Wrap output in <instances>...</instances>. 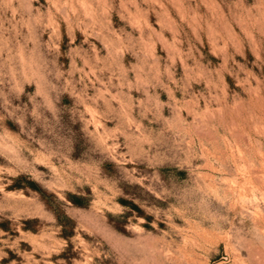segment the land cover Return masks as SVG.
Here are the masks:
<instances>
[{"label": "rangeland", "instance_id": "374dc122", "mask_svg": "<svg viewBox=\"0 0 264 264\" xmlns=\"http://www.w3.org/2000/svg\"><path fill=\"white\" fill-rule=\"evenodd\" d=\"M0 264H264V0H0Z\"/></svg>", "mask_w": 264, "mask_h": 264}]
</instances>
